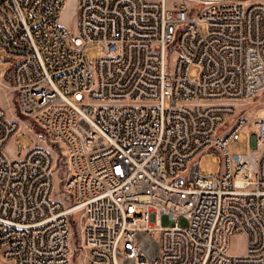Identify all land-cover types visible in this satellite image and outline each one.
<instances>
[{
  "label": "built area",
  "instance_id": "built-area-1",
  "mask_svg": "<svg viewBox=\"0 0 264 264\" xmlns=\"http://www.w3.org/2000/svg\"><path fill=\"white\" fill-rule=\"evenodd\" d=\"M65 1L0 0V90L46 142L0 104V256L75 264L80 211L77 264H264V0H78L74 35Z\"/></svg>",
  "mask_w": 264,
  "mask_h": 264
},
{
  "label": "rangeland",
  "instance_id": "rangeland-1",
  "mask_svg": "<svg viewBox=\"0 0 264 264\" xmlns=\"http://www.w3.org/2000/svg\"><path fill=\"white\" fill-rule=\"evenodd\" d=\"M167 5H172L175 0H165ZM181 0H176V3L179 4ZM78 0H66L64 6L60 13V22L64 26V28L71 34L74 35L78 31L77 27V19H78ZM204 30V28H202ZM176 51V50H175ZM171 55H174L175 52L170 50ZM1 58L5 57V53L3 51L0 52ZM99 56V49L97 44H91L86 48V57L90 61H95ZM9 61L0 60V70H7L9 68ZM199 67L193 65L190 68V75L195 77L198 75ZM0 104H2L10 115H18L21 119V127L19 129L18 134L16 135V139L19 140V143L24 144L25 152L29 148H31L34 144H46L44 141V135L38 126L31 121L28 117L24 116L18 109L15 102V97L13 94H6L3 90H0ZM246 109V113L248 117H253L255 113L259 115H264V93L259 94L254 100H252L247 105L243 106ZM242 140L241 142H235L231 146V150L233 153H246L250 148V144L248 139L244 133H241ZM7 148L12 155L16 153V146L13 141L10 140ZM56 150L57 148L54 147ZM59 152V149H57ZM215 155H218L216 152H205L201 154L197 158V162L200 165V168L203 169L206 173H215L220 170L221 167V159H215ZM58 165L60 166L59 173L57 171L54 172V194L60 198L63 202L66 201L64 194L59 189L61 185L59 182V177H62L65 172V166L63 161H59ZM69 220L73 226L72 233V247L74 249V257L73 261L77 264L78 257L81 255L80 250H76L78 243L80 242V211L74 212L69 216ZM232 251L235 253H241L244 250L243 246V237L242 236H234L232 238ZM0 264H11V262L7 259H4L0 256Z\"/></svg>",
  "mask_w": 264,
  "mask_h": 264
}]
</instances>
